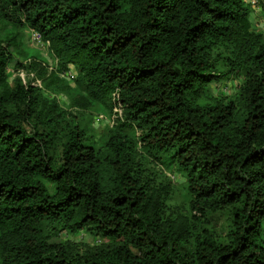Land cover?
Here are the masks:
<instances>
[{"label":"trees","instance_id":"1","mask_svg":"<svg viewBox=\"0 0 264 264\" xmlns=\"http://www.w3.org/2000/svg\"><path fill=\"white\" fill-rule=\"evenodd\" d=\"M252 11L0 0V264H264V31ZM24 32L50 44L55 69ZM232 81L233 96L215 92ZM94 114L111 122L102 135Z\"/></svg>","mask_w":264,"mask_h":264},{"label":"rangeland","instance_id":"2","mask_svg":"<svg viewBox=\"0 0 264 264\" xmlns=\"http://www.w3.org/2000/svg\"><path fill=\"white\" fill-rule=\"evenodd\" d=\"M262 13L260 10L252 11L251 13V19L255 24L260 23ZM25 33V35H24ZM23 33V44L25 48L29 49L31 52H34L35 55H37V58H39L43 64V67H46L47 69H55L57 62L55 61L54 57L52 56L53 54L50 52V50L47 47L42 46V44H38L33 42L31 38V33L29 32H24ZM25 63V62H24ZM58 66V65H57ZM57 71V70H56ZM23 77L25 76L23 73L21 74ZM34 76V75H33ZM66 80H68L66 78ZM71 86H73V81H68ZM42 82L38 81V84L40 85ZM237 85H239L238 81H232L228 82L226 86L222 87H215V92L221 93L224 92L229 96H233L237 92ZM58 99L60 100V104L63 108L68 110V105L69 102L67 98L63 95H59ZM66 106V107H65ZM116 111V110H115ZM104 116V115H103ZM102 115L94 114L92 117L91 115L87 118L88 121L92 122V131L94 134L97 133L99 135H102L104 132V129L107 125H109L111 122L108 119L109 117L105 115L103 117ZM107 116V117H106ZM87 117V116H86ZM95 117V119H94ZM113 124V123H112ZM96 135V134H95ZM166 169L162 167H157L155 170L157 174H162L166 173L168 176V180H171L173 186L175 187L176 190L181 191L182 190V177L176 173H171L168 172ZM165 176V175H164ZM172 206L174 207H181V196H176L175 199L172 201ZM215 223L217 225V229L220 231H223L225 228L224 222L219 221L218 219H215ZM59 240L62 241H75L77 243H84V244H90V245H99L101 244V239L99 237H92L88 234H79V235H72V234H61Z\"/></svg>","mask_w":264,"mask_h":264},{"label":"clouds","instance_id":"3","mask_svg":"<svg viewBox=\"0 0 264 264\" xmlns=\"http://www.w3.org/2000/svg\"><path fill=\"white\" fill-rule=\"evenodd\" d=\"M258 1H259V0H258ZM259 2H260L261 5L264 4V2H261V1H259ZM246 3H248V4L250 5V7L252 8L253 11H256L255 9H253L252 5L250 4V0H246ZM262 17H263V16H261L260 23H261ZM260 23L258 24V26H259L260 30L264 31V30L262 29ZM29 33H31V38H32L33 42L38 43V44H42V46L47 47V48L50 50V44H49V43H45V42L42 40L41 36H40L38 33H36V32H29ZM50 52H51V50H50ZM51 53H52V52H51ZM52 54H53V53H52ZM52 56H53L54 59H55V56H54V55H52ZM55 61L57 62L56 59H55ZM57 64H58V62H57ZM57 64H56V66H57ZM71 75H74V79H75L77 74H76V72H75L74 70L71 69V70L67 73V79H68L69 81L73 80V78H71Z\"/></svg>","mask_w":264,"mask_h":264},{"label":"built area","instance_id":"4","mask_svg":"<svg viewBox=\"0 0 264 264\" xmlns=\"http://www.w3.org/2000/svg\"><path fill=\"white\" fill-rule=\"evenodd\" d=\"M250 4L252 5L253 9L261 11L263 17H262L260 25L262 29L264 30V4L261 5L258 0H250ZM71 78L74 79V75H71Z\"/></svg>","mask_w":264,"mask_h":264}]
</instances>
